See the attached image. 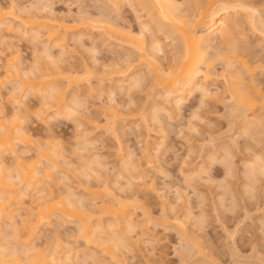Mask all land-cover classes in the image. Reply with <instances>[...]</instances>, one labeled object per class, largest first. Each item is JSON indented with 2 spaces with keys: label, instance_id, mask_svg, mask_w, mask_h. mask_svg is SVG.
I'll return each instance as SVG.
<instances>
[{
  "label": "rangeland",
  "instance_id": "obj_1",
  "mask_svg": "<svg viewBox=\"0 0 264 264\" xmlns=\"http://www.w3.org/2000/svg\"><path fill=\"white\" fill-rule=\"evenodd\" d=\"M40 1L0 0V8L3 7V11H8L10 8L12 9L10 11H13V14L8 11L7 14L11 18L6 15L7 17L3 20V22L6 20V24L4 23L6 26L3 24L0 28V80L4 77V82L6 81L8 67L6 68L5 64H8L9 58L14 56L19 63L17 64L18 72L8 70L11 74H8L6 83L0 85V113L1 110L8 115L17 113L22 130L29 131L34 142L50 138L56 141L54 143L58 145L59 156L56 169L50 171L51 184L52 182L57 184L56 189L54 186V192L65 193L69 186L77 198L81 195L82 204L91 208L92 212H95L96 208L93 207L97 203L91 202L92 197L85 193L84 189L98 191L100 196L105 197L103 186H107L108 192L116 195L122 202L135 204L129 205L128 214L133 215L131 221L135 223L134 226L137 225L136 231H134L135 228L132 231L127 228L131 233L126 231L123 223L115 227L124 243L120 242L122 246L119 247L118 252L116 250L115 254L123 264H264V171L259 168L260 162L264 165V112L260 111L256 115L263 124L261 123L255 131L256 134L260 131L261 135L255 134V137L252 132L255 128L250 129L251 127L243 126L241 122L247 113L246 115L244 113V116L241 115L243 119L238 116V113L234 114L233 106L230 105L232 102L224 93L225 84L221 74L224 75L225 56L224 59L215 56L217 51L214 47L213 52L210 49L208 51L210 54L206 56L207 59L205 58V63L207 66L210 64L211 67L206 70L205 64V68L201 70L209 71L210 76H214L206 86L209 88L207 89L210 95L192 93L188 95L189 98L186 96V100L180 102V106L178 104L175 107L172 102L162 96L165 95L166 90L158 85L155 75L151 73L152 68L147 64L148 59L143 60L141 56L150 55L148 58L153 59L161 70L166 71L174 63L176 54H179L178 42L174 37L168 38L166 33H169L167 32L169 28L157 18H153L155 12L151 5H147L148 2L139 1L130 5L124 2L118 4L113 0ZM173 1L180 9L179 14L182 13L181 16L185 18L189 31L193 32L190 21L194 14L190 11L199 4L206 7L205 4H208V1L214 0ZM239 1L242 3L244 1L243 4L246 6L256 8L259 14L262 13L264 16V0ZM184 12L186 13L183 15ZM14 17L20 18L21 21L29 17L36 18L30 19L37 20L36 24H40V26L37 25L40 28L33 29L34 31L31 28L28 29L29 27L24 28L22 23ZM59 22L67 27L70 25L72 28L68 31L59 30V38L64 42H62L61 52L56 48L53 49L52 43L45 40V30L51 26L57 28L56 23L60 24ZM139 24L140 26L147 24L149 27V31L144 32V37L142 35L143 52L130 49L127 43L124 44L125 40H122L123 29L124 32L126 30L132 34H139L141 31ZM240 25L241 28L238 27L235 38L238 35L240 41H237L238 44L246 46V48L242 46L246 49L242 57L249 67L252 66L255 69L254 74H250L255 85L259 84L264 88V68H262L264 67V38L259 37L249 26L246 27L245 23L241 22ZM104 27L110 28V31L106 32ZM102 29L105 31L102 32ZM163 29L165 31H162ZM37 31L41 32L39 41H34L32 35L35 32L38 33ZM120 31L122 34L120 33L119 37ZM135 37L139 35L133 38ZM117 38H119L118 41ZM153 40L161 43L163 48L161 53L150 50ZM42 44L48 47V53L50 51L48 59L41 50ZM55 67L66 74L67 72L77 76L86 74L87 81L81 82L82 84L66 85L63 106L60 113H56H59L56 118L55 112L51 109L44 110V108L43 110L48 112L40 114L37 112L38 117L35 118L37 116H33L35 110L42 108L40 95H32L31 91L28 92L20 84V81H25L26 75L38 78L46 72L45 75L51 77L48 79V76L42 75L47 79H43L44 82L54 83L53 68ZM238 68L236 67V72L241 73L242 77L244 71H239L241 69L238 70ZM26 72L29 75L25 74ZM246 74H243V79L241 77L240 79L245 83L243 86L248 85L247 88L250 89L252 81L248 77L251 76ZM132 75L133 77L137 75L136 77L141 79L137 81L139 84L134 83L133 87L130 86L133 83L130 85L127 82L121 83L124 77ZM55 83L59 86L63 84L60 81ZM19 97L22 98L23 104H26L25 107L30 112H28L29 116L25 114V109L14 112L11 100ZM74 97L83 98L87 102L86 111L78 118L82 129L74 127L63 118L65 108L71 105ZM157 107H164V110H158ZM111 111L116 113V117H113L114 114ZM71 118L73 117H69ZM43 120L47 121V125L43 123ZM245 128L249 131L244 132ZM82 130L85 133L83 137L79 135ZM83 141L96 143L91 146H82ZM223 148L227 150L226 154ZM34 150L32 144L25 145L17 142L12 152L15 154L2 153L0 162L14 172L16 155L28 158L35 153ZM126 153L128 155L134 153V156H128ZM256 156H261L260 160L257 158L258 161H256ZM81 161L88 168L81 165ZM250 165L252 167H249ZM255 165L256 169L253 168ZM42 167L45 169V166ZM43 168H41L42 171ZM261 168L264 167L261 166ZM257 169L260 171L258 172ZM84 171L88 176H81ZM24 187L22 184L19 185V190L26 194V197L19 198V201L25 206L34 201L35 195ZM35 203L37 201L33 204ZM34 205L30 206L34 207ZM148 218L152 221L149 222L150 224L146 222ZM20 219L17 217L15 221L19 222ZM7 222L8 220L5 221ZM92 222L95 226V221ZM5 223L1 224L0 246L7 243L5 248H9L8 252H12L13 249L22 250L21 246L16 245L15 239L10 237L13 230L7 228L9 223ZM101 223L106 229L110 221L103 219ZM142 224H145L143 226L145 228ZM77 229L75 224L69 221L59 220L56 216L51 217L47 223L38 226L31 246L38 251L44 250V247V251L55 249L56 252L58 251V254L56 253L58 257L62 259L60 264H114L97 247L86 246L77 235ZM6 252L4 253L7 256L9 253ZM88 252H93L95 256L93 261ZM66 253H69V261L63 259ZM19 257L22 256L19 255ZM8 259L12 258L8 256Z\"/></svg>",
  "mask_w": 264,
  "mask_h": 264
},
{
  "label": "bare ground",
  "instance_id": "obj_2",
  "mask_svg": "<svg viewBox=\"0 0 264 264\" xmlns=\"http://www.w3.org/2000/svg\"><path fill=\"white\" fill-rule=\"evenodd\" d=\"M113 1L115 3H118V4H119V2L120 3L124 2V3L130 4V5H131V3L134 4V2L139 3V1L140 2L145 1L146 3L148 2L147 5H151L154 12H155V17H153V18H157L160 22H162L166 27L169 28V30L167 31L169 33L168 34L166 33V35H168V38L174 37V39H176V41L178 42L179 54L178 53L176 54L177 57L174 58L175 59L174 63L172 64V66L170 65V67H168V69L166 71L161 70V68L159 67L157 62H155L151 58H148L150 55H148V56L141 55L143 60L148 59V61L146 60L148 63L146 61L145 62L147 64H149L150 67L152 68V72L151 71L150 72L155 75V78L158 81V85H160V87L162 89L166 90L165 95H162L163 97H165L166 100L172 102L173 105L176 107L178 104L180 106L181 105L180 102H183V100L185 101L186 96H188L192 93L194 94L195 92H199L203 96H207L209 94V91H208L209 88L206 86H207V83L214 76L211 77L210 76L211 74L209 71H205V72L203 71L202 72L201 69H203V67L205 68V66H206V70L207 69L209 70V68L211 67V66H209L210 64L208 65L209 66L208 67L207 64L205 63V58L208 54H210V53H208V51L215 47L216 51H217V53H215V56H219L222 58L225 56L224 58H226V59L223 58L224 62H225V64H224V75H223V73L221 74V77L223 78V81L225 84L223 87L225 89L224 93H226V95H228L229 100H231V102H232V104H230V105L233 106L232 109L234 110L233 111L234 114L238 113V116H241V115L244 116V113H245V115L247 113V116L244 119L241 116L243 119V120H241V122L243 123V126L251 127L250 129L255 128V130L254 131L252 130V132L254 133V135L256 134V132H255L256 129L259 128L260 124L262 123L259 119H257L256 115H258L257 113L260 111L264 112V88L260 87L261 85H259V84L255 85V83L253 82L254 80L252 79V75H250V74H254L253 71H255V69L252 68V66H250L251 67L250 68L247 61L245 59H243L244 58V57H242V56H244L243 51L246 52V49L242 48V46L245 48H246V46H245V44H242V45L238 44L237 41H239V38L237 35L236 37L238 38V40H236L237 38H235V35H236L235 33H236L238 27H239V29L241 28L240 23L243 22L247 25L246 27L249 26V28H251L252 31L257 33L259 37L261 36L262 38H264V16L262 13L259 14V12H258L259 10L257 11L256 8L250 7V5L246 6L243 4L244 1L242 3L239 0H214L213 2L206 0V1H208V4H205L206 7L201 6V4L198 3L199 5L194 6V9H192V11H190L192 14H194L191 17L192 19L190 18L191 19L190 22L193 26V28H192L193 32L198 33V34H195V33L189 31L188 24H186L185 18L183 16H181L182 13L179 14L178 10H180V9H178V7H177L178 5L176 6V4L174 3L173 0H113ZM112 2H111V4H112ZM2 8H0V28L6 22V20L3 22L4 18L7 16L10 17L7 14V13H9L8 11L12 10L10 8L8 11L5 10L6 11L5 12V11H3L4 9H2ZM189 9H190V7H189ZM186 12H187V9H186ZM186 12H184L183 15ZM10 14H13V11H10ZM192 14H190V15H192ZM31 15H33V14H31ZM11 16H13V15H11ZM14 18L17 21L21 22L22 25L24 26V28L29 27L28 29L31 28L32 30L33 29L39 30L37 28H40V27H38V26H40V24L39 25L36 24L37 20L36 21L31 20V19L35 20L36 18L29 17V18H27L28 20L24 19L25 21H23V20L21 21L20 18H18V17L17 18L14 17ZM90 23H89V25H90ZM101 23H102V21H101ZM187 23H189V22H187ZM56 25L58 26L57 27L58 29L53 28L51 26L45 30V40L48 43H52V46H54L53 49L56 48V50H59L61 52L62 44L64 42H63V39L59 38V36H60L59 32L62 30L68 31V30H71L72 28H70L71 27L70 25H68L69 27H67L63 23H60V24L56 23ZM7 26L8 27L10 26V21H9V25L7 24ZM41 26H43V25H41ZM139 26H140V24H139ZM109 27H110V25H109ZM189 27H190V25H189ZM104 28L106 29V27H104ZM140 28H141L140 30L142 31V34L140 31L139 34L133 33L134 34L133 35L129 31L125 30V32H124V29H123L124 34H122L120 31L118 36L120 35V33L123 35L122 40L124 39L125 42L124 41H122V42H124V44L127 43L128 47H130V49H133V50L139 51V52H143L144 40L142 38V35L144 37V35H145L144 32L147 33L149 31V29H148L149 27L147 24H141ZM105 29H102V32H103V30L105 31ZM164 29H165V27H164ZM164 29L162 31H165ZM107 30L110 31V28H107L106 32H107ZM112 30H113V28H112ZM111 33H112V31H111ZM116 33H117V31H116ZM113 34L115 35V33H113ZM135 35H139V37L141 36V38H139V37H137V38L135 37L136 39L133 38ZM151 35L153 36V34H151ZM169 35H170V37H169ZM111 36H113V35H111ZM114 38H116V37H114ZM114 38L112 39L113 41H114ZM32 39L34 41H36L39 39V37H38V39H34V38H32ZM118 39L119 38H117V41H118ZM42 45H43L41 47L42 52L46 55L47 59L50 58L49 57L50 51L48 53V47L45 46L44 44H42ZM161 48H162L161 43L158 40L152 41V43L150 45L151 51L153 50L154 52H157V53L160 52L161 53L162 52ZM212 52H213V49H212ZM43 53H42V55H43ZM93 53H95V52L93 51ZM35 56H36V54H35ZM137 56H139V55H137ZM152 56H153V54L151 55V57ZM129 57H131V56H129ZM127 59H128V57H127ZM133 59H134V56H133ZM16 60H17V58L13 56V58L12 57L9 58L8 64L7 65L5 64V67L6 66L8 67V69L6 70L8 72L6 74L7 75L6 81L9 77L8 74H11V72L9 73L10 70H12V71L14 70L16 73L18 72L17 64L19 65V63ZM52 61H53V59H52ZM50 62H51V60H50ZM52 65H54V63ZM236 67H239L241 69V70H239V68H238L239 71L243 70L244 72L247 73L246 74L243 72V74H246V75L249 74V76H251L248 78L251 79L252 82L251 81L250 82L252 83L253 87L251 85V86H249L250 89H248L247 84H246L247 86L245 85L246 87L243 86L245 83H243V80L240 79L241 73L236 72ZM262 68H264V67H262ZM53 69H54L53 72H54L55 77L52 75L53 72L51 73V75L53 76V78H55L53 81L54 83H50L48 81L44 82L45 80H47L45 78L48 76V75H45L46 72L44 75L41 74L38 78H36L37 76L35 77V76L30 75L31 76L30 77V76L26 75L25 81H20V84H22V86L26 90H28V92L31 91L32 95H35V94L37 96L40 95L39 96L40 107H42V108H38L39 107V103H38V107H37L38 109H36L35 110L36 112L33 113V116L37 115V116H35V118L38 117L37 112H39V114L42 112H46V111H44L45 109L46 110L51 109L52 112H55V114L54 113L53 114L55 115V118H56V115H58L60 113L61 107L63 106L64 93H65L64 91H65V89H67L66 87L68 86V84L69 85L72 83L82 84L81 82L87 81V80H85V78H87L86 74L77 76L76 74H71L69 72H67V74L64 72H61V71H59V69L57 67H55ZM31 71H32V69H31ZM261 71H263V70L261 69ZM25 74L29 75V73H27V72ZM34 74H35V72L33 73V75ZM243 74H242V77H243ZM42 75L46 76V77L43 78ZM147 75H149V74H147ZM212 75H214V74H212ZM41 76H42V78H40ZM136 76H134L135 78L133 77V75L124 77L125 79L121 80V83L127 82V83H129V85L131 83H133L130 86L134 87V83L139 84V82L137 83V81L141 80L139 77H136ZM50 77L51 76L49 75L48 79H50ZM216 77H218V76H216ZM35 78H36V80L34 81ZM121 78H122V76H121ZM4 79L5 78L3 77V79L0 80V85H2L3 83H6V81L4 82ZM43 79H45V80H43ZM55 81L56 82L60 81L61 84L63 82V84L61 85L62 87L59 86V84L57 85V83H55ZM222 86H223V84H222ZM76 87H79V86H76ZM50 89H56L57 90L55 95L52 96L51 98L49 95ZM9 94H10V92H9ZM187 98H189V96ZM11 101H12L11 106L13 107L14 112H16L18 109L19 110L25 109V114H27L29 116L30 112L25 107L26 104L25 105L23 104L22 98H20V97L19 98H13ZM43 108H44V110H43ZM158 110H164V107L163 108L159 107ZM2 112L3 111L1 110V113H0L1 114L0 115V158H1L2 153H6V154L8 153L9 154V152H11V154H15L12 152H13L14 146L17 142L25 144V145L32 144V146L35 148V150H34L35 153L32 156H29L28 158L17 157V155H16V157L14 158L15 159V163H14L15 169H13L14 172H12L10 170V168L9 169L6 168L4 166V164L0 162V232H1V227H2L1 224L2 223L4 224L5 221L8 220L7 223H9V224H8L7 228H12L11 230L14 231V233H13V231H11L12 235H10V237H12V239H15L16 245H19L22 248V250L21 249H19V250L13 249L14 251L12 250V252H8L7 249H9V248H5L6 247L5 244H7V243H5L4 245L2 244L3 247L0 246V264H60L62 259H60L58 257V255H57L58 251L56 252V250L53 247L52 248L54 249V251H44L45 247H44V250L41 249V251H38L37 248H34L33 246H31L33 237L34 238L36 237L35 235H36V230H37L38 226H40L44 223H47L49 221V219L51 217L53 218L54 216L59 217V220L62 219L64 221H69V222L75 224V226L78 228L77 229L78 230L77 235L79 236V238L82 241L85 242L86 246L92 247V245H93L94 247H97L98 249H100L101 253L104 256H106L107 258L109 257L108 259H111L110 261L114 262V264H123L122 262H120V260L117 259L116 254H115L116 250H117V252H118V250H120V248H121L120 246H122V243H123L122 240L120 239L119 235H118L119 233H117V231L115 230L116 229L115 227L119 226L120 224L122 225V223L125 224V227H126L125 230L126 231H129L128 229H131V231H132V229L137 227V225L134 226L135 223H133L131 221L132 220L131 218L133 215L130 216V213L128 214L129 208H130L129 205H131L133 202L132 203L130 202L131 204H128L129 202L126 203L125 200H123L125 202H122L120 199H118V197H116V195H113L112 193H110V191L108 192L107 186H105V187L103 186V190H104L103 192H105V197H104V195L100 196V192H98V191H94V190L89 191L87 189H84L83 191L84 192L86 191L85 193H87L88 195H90L92 197L91 202L97 203L96 206L93 207V208H96V209H94L95 212H92L90 210L91 208H88L82 204L83 199L81 200V198H82V197H80L81 195L80 196L78 195L79 198H77L76 194L73 193V190L69 186H67V191L65 193H62V194L55 193L54 192V186L56 189L57 184H56V182H55V184H53L54 182H52V184H51L52 179L50 180V178L52 177V175H51L50 171L53 169H56L57 158L59 156L58 155L59 152H57V149H58L57 146L58 145L54 143L56 141L50 140L52 138H50L49 140L46 138L47 140H45V141L34 142L33 138H31V136L29 134V131L24 132V130H22L21 124H20V118L18 117L17 113L8 115V114H5V112L4 113H2ZM57 112H59V113L56 114ZM112 114H114V116L113 115H111V116L116 117V115H115L116 113L112 112ZM261 116H263V115H261ZM231 117H232V115H231ZM235 117L237 118V116H235ZM50 119L51 118H49V120ZM111 119H112V117H111ZM155 119H156V117H155ZM234 120H237V119H234ZM239 120H240V118L238 119V121ZM261 120H263V119H261ZM21 121H22V119H21ZM47 121H48V119H47ZM47 121L43 120V123L46 124ZM108 122H110V121H108ZM242 123H241V125H242ZM246 128L244 129V132H245V130H248ZM241 131H243V130H241ZM259 133H261V132L259 131ZM251 134L252 133H250V135ZM258 134H256V135H258ZM256 135H255V137H256ZM259 135H261V134H259ZM252 137H253V134H252ZM224 148H226V147H224ZM224 148H223V150L225 151L224 153L226 154L227 150H225ZM25 149H27V148H25ZM226 149H229V148H226ZM230 151H231V149H230ZM230 151H228V152H230ZM27 152H28V150H27ZM133 154L129 153V155L128 154L127 155L130 156ZM133 156H131V157H133ZM81 157H79V158H81ZM259 157H261V156H259ZM259 157L256 156V158H255L256 161H258L257 158L260 160ZM93 161H95V159ZM82 162L83 161H81V163ZM88 162H89V160H88ZM128 163H130V162H128ZM132 164H134V163H132ZM261 164L262 163L260 162V165ZM81 165H84V164L82 163ZM87 165H89V164L87 163ZM260 165H259L260 170L263 169L262 171H264V168H261V166L264 167V165H261V166ZM42 166H45V169ZM84 166H86V165H84ZM249 167H252V166L250 165ZM41 168H43V171L41 170ZM253 168L256 169L257 166L255 165V167H253ZM228 169H229V167H228ZM134 170H135V168H134ZM85 171L87 172V170H85ZM136 171L137 170H135V172ZM252 171H253V169H252ZM257 171H258V169H257ZM262 171H261V173H262ZM84 172L81 174V176H83V175L88 176L87 173L85 172L86 173L85 174ZM42 173H43V175H41ZM44 173H45V175H44ZM247 177H249V176H247ZM61 179L64 180V178H61ZM250 180H251V178H250ZM59 181H61V180L59 179ZM59 181H58V183H59ZM21 184H22V186H25L24 188H26V190H28L29 192L30 191L33 192V194L35 195L34 201H31L29 203L30 205L31 204L34 205L33 203L37 201V203H35L34 207L33 206L31 207L30 205H26V204L24 206L23 203H21L19 201V198L22 199V198L26 197L25 196L26 194L24 195L25 192H21V190H19V185H21ZM65 190H66V187H65ZM23 201H24V199H23ZM134 205H131V206H134ZM26 207H28V208H26ZM21 213H23L24 216ZM16 216L21 218L20 220H18L19 222L15 221V219H17ZM103 219H107L108 221H110V223L107 224V226L105 227L106 229H104V227H103L104 224L101 223V222H103ZM111 220H112V222H111ZM148 220H150V219L149 218L147 219V221H146L147 223L152 222L151 220L150 221H148ZM92 221H95V224H96V225L94 224L95 226H93ZM97 222H98V224H97ZM7 223H5V224H7ZM62 224L63 223L61 222V225ZM64 224H65V222H64ZM263 225L261 224V227ZM143 226H145V224L144 225L142 224V227ZM4 227L6 228L5 225H4ZM125 227H123V228H125ZM143 228H145V227H143ZM143 228H142V230H143ZM7 230H4V231H7ZM105 230H108V232L107 231L105 232ZM131 231H129V232L131 233ZM134 231H136V228L134 229ZM7 238H8V236H7ZM2 241H3V239H2ZM120 242H122V243L120 244ZM3 243H4V241H3ZM12 245H14V244H12ZM18 248H20V247H18ZM56 249H58V248H56ZM5 251H7L9 253L7 256L4 253ZM69 253H66L63 256L64 257L63 259L69 261V259H68ZM88 253L90 254V257L93 261V259L95 257L92 254L93 252L92 253L88 252ZM89 254H88V257H89ZM19 255L22 256L24 258L23 260H25V261H23L22 257H19ZM8 256L11 257L12 259H8ZM97 261H99V259Z\"/></svg>",
  "mask_w": 264,
  "mask_h": 264
},
{
  "label": "clouds",
  "instance_id": "obj_3",
  "mask_svg": "<svg viewBox=\"0 0 264 264\" xmlns=\"http://www.w3.org/2000/svg\"><path fill=\"white\" fill-rule=\"evenodd\" d=\"M38 37H39V33L33 34L34 39H38ZM56 91H57L56 89H50L49 90L50 98L55 95ZM86 109H87L86 100H84L83 98H80V97H74L71 105L69 107L65 108L63 118L66 121L72 123L74 125V127H81V129H82V126L80 125V121L78 118L80 115L83 114L84 111H86ZM69 117H73V118L69 119ZM79 135H81L82 137L85 135L83 130L79 133ZM95 143H96L95 141H90V142L89 141H83L82 146H91V145H94Z\"/></svg>",
  "mask_w": 264,
  "mask_h": 264
}]
</instances>
